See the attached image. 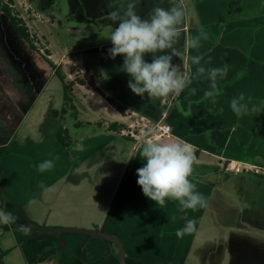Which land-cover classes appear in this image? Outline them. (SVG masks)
I'll list each match as a JSON object with an SVG mask.
<instances>
[{
    "label": "crops",
    "instance_id": "obj_1",
    "mask_svg": "<svg viewBox=\"0 0 264 264\" xmlns=\"http://www.w3.org/2000/svg\"><path fill=\"white\" fill-rule=\"evenodd\" d=\"M183 2L186 15L177 47L184 58L174 57L172 62L183 67L190 64L189 56L203 54L201 64L206 69L228 65L227 76L217 81L216 102L205 98L210 81L204 77L194 79L190 85L196 89L195 95L185 89L177 97H125V73L118 66L122 60L95 58L87 76L102 94L86 78H79L86 85L77 91L80 97L84 95L83 100L76 101L80 102L77 113L81 114L80 107L89 117L84 122L94 133L88 129L87 135L74 141L71 148L59 142V130L68 128L61 127L60 114L54 115L55 111L59 113L61 103L57 105L65 99V93L61 96L50 91L45 96L50 83L58 78L55 70L0 14V150H4L0 166L1 181L11 200L3 204L0 201V209L18 217L14 224L0 223V249L8 252L4 258L7 264H34L38 256L54 246L61 249L58 261L63 264H91L109 250L99 239L89 242L81 254L87 235L49 234L32 225L37 231L25 235L18 226L26 222L41 228L101 230L122 242L127 258L151 264H192V259L217 251L220 245L230 247L237 241L244 242L246 236L240 231L246 226L264 225V176L222 169L229 160L264 168V112L237 117L230 108L232 98L241 92L253 103L264 105V0ZM170 6L169 0H138L136 11L148 18L154 7ZM201 29L208 39H201L199 50L186 49V39L200 35ZM106 46L112 47V43ZM44 49L67 76L66 81H75L66 74L65 67L76 62L66 59L67 53L56 60L50 45ZM101 64L117 66L103 74L96 67ZM190 66L195 73L197 66ZM78 69L80 77L82 70ZM106 79L111 83L104 89L100 84ZM86 89L98 106L88 108ZM130 112L153 123L167 114L165 121L172 128V137L163 141L181 140L192 146L198 162L189 179L205 197L206 207L181 212L176 201L166 200L161 207L143 194L137 184V169L146 163L140 156L142 148L136 149L130 140L108 129L111 124L125 127ZM45 160H53L55 166L38 171ZM93 174H98L96 179ZM41 184L51 191L43 193ZM223 187L228 188L226 193L233 192V199L222 194ZM186 220L196 221V231L178 238L176 232ZM4 225L9 230L4 231Z\"/></svg>",
    "mask_w": 264,
    "mask_h": 264
},
{
    "label": "clouds",
    "instance_id": "obj_2",
    "mask_svg": "<svg viewBox=\"0 0 264 264\" xmlns=\"http://www.w3.org/2000/svg\"><path fill=\"white\" fill-rule=\"evenodd\" d=\"M137 3L138 0H110V6L115 8L108 13V18L118 23L108 38L112 43L109 56L112 59L124 57L119 70L131 77L128 82L131 91L141 97L147 94L150 98L177 97L185 89H189L190 95H195L196 89L190 88V85L194 79L204 77L210 81V90L205 92V98H211L215 103L219 95L218 78L227 76L228 65L206 69L201 64L203 54L189 56L190 64L183 67L172 62L174 57L184 58V52L177 47L186 15L183 0H169L171 6L168 8L154 7L148 18L137 13ZM201 39H208L202 29L200 35L188 37L184 47L199 50ZM146 54H152L151 62L145 59ZM210 60L209 57L208 62ZM190 65L197 66L195 73ZM230 108L237 117L264 112V105L253 103L251 97L246 99L243 92L232 98ZM140 156L146 163L137 169V184L147 198L161 207L166 200L176 201L181 212L206 207L205 197L195 190V184L189 179L193 165L198 162L191 145L181 140H148ZM54 166L53 160H45L39 164L38 171L45 172ZM40 188L45 194L51 191L44 184ZM17 220L18 217L11 212L0 209V223L14 224ZM18 227L22 233L30 235V225L21 224ZM195 231L196 221L186 220L185 226L178 229L176 235L183 238Z\"/></svg>",
    "mask_w": 264,
    "mask_h": 264
},
{
    "label": "rangeland",
    "instance_id": "obj_3",
    "mask_svg": "<svg viewBox=\"0 0 264 264\" xmlns=\"http://www.w3.org/2000/svg\"><path fill=\"white\" fill-rule=\"evenodd\" d=\"M12 4L15 6L13 9L15 13H17L19 18L26 23L30 33L39 40L41 48L50 45V49L56 60H60V58L67 53L65 58L72 59L76 62V65L71 64L65 67L66 74L71 76V78H86L87 82H89V77L86 73L89 67L94 66V59L100 57H102V59H110L108 50L111 47L106 46V44L111 42L108 38L110 37L111 32L115 29L114 25L111 24V20L108 18V13L114 10V5L110 6V0H37L36 2H32L31 0H13ZM42 42L44 46L42 45ZM0 53H2V51ZM159 54L161 53H157V55ZM12 55L17 59L16 55ZM148 57H151L152 59V54H146L145 59L148 60ZM116 58H118L117 60H122L121 64L118 65L121 68L124 57L117 56ZM116 66L110 64L107 66L105 64L104 66L103 64L96 65L98 71L103 74L114 70V68L116 69ZM78 68L82 70L80 77L79 73H77L80 72L78 71ZM124 73L125 81L123 84H125L122 88L123 95H126L125 97H141L134 94L128 87V82L131 77L126 72ZM110 83L111 81L106 79L104 83L100 84V86L107 89ZM79 87L80 86L77 85L74 88L76 101H78V99L79 101L81 99L83 100L84 98L83 94H81L80 97L77 92ZM50 91L60 93L61 96L64 94L63 84L58 78L50 83L45 96ZM86 93H88V89H86ZM76 101L75 104L78 106L80 102L76 103ZM87 102L88 106L90 105L88 108L93 107V105L94 107L98 106V102H95L91 93L87 96ZM60 103L63 106H61ZM59 105L61 127L65 125L68 128L69 136L72 141L70 144L71 146H69L70 148L74 145V141L87 135L85 133L88 129L91 133H94V130L84 122L89 119V117L86 116L85 113H82L80 107L78 108L81 114H76L71 111H67L66 114H63L62 109L65 107V100L60 101L57 106ZM77 123H82V126L76 128L75 125ZM95 129V131H99L97 128ZM96 175L98 174L94 175L95 179ZM227 190V187H223V191H221L222 194L233 199L234 195L231 196L233 192L226 193ZM262 227H264V225L259 228L246 226V228H243L241 231L239 230L244 233L242 234L243 236H246L244 242L237 241L236 244L230 247L228 245L227 247L220 245L219 248H217V251L213 250L206 252V254L201 256L200 259H192L191 263L264 264V229H261ZM60 228L66 227L60 226ZM58 234L63 236L66 233ZM17 259L19 260V258ZM53 261L47 262V264H58V260Z\"/></svg>",
    "mask_w": 264,
    "mask_h": 264
},
{
    "label": "trees",
    "instance_id": "obj_4",
    "mask_svg": "<svg viewBox=\"0 0 264 264\" xmlns=\"http://www.w3.org/2000/svg\"><path fill=\"white\" fill-rule=\"evenodd\" d=\"M7 1L8 0H0V14L5 16L9 20L12 28L17 33V35L19 37H21L25 42H27L29 47L33 51L39 53L44 58V60L51 66V68L55 70L57 77L61 80V82L63 84L64 93H65V99H64L65 100V107L62 109V113L66 114L67 111H69V112L71 111V112L77 114V107L75 104V101H76L75 97L76 96L74 95V88L77 85H79L81 87L85 86L86 85L85 82H83L79 78H76L75 81H73V82H67L66 81V76L64 75L62 69L56 68L54 63L49 59L50 53L47 50H44V48H41V44H40L39 40L30 33V30L26 26V23L22 19L19 18L18 14L15 13V11L9 6V3ZM31 1L36 2L37 0H31ZM42 50H44V53H42ZM86 75H88V71H87ZM87 83L91 87H93L97 93L102 94L100 89L95 86L93 79L92 80L90 79L89 82H87ZM108 101L117 110H119L121 113H124V110L117 103H115L111 99H108ZM58 114H60V113H58L56 111L54 112L55 116H57ZM122 128H124V126L118 125V124H111L108 129H109V131L119 132ZM58 140L65 148H69L70 144L72 143L71 138L69 136V131L65 130L63 128H61L59 130ZM3 152H4V150L1 149L0 150V159L3 155ZM1 176H2V169L0 166V191H1L0 201H1V204H3L6 202H10L11 200L9 199V197L7 196V194L5 192V185L1 181ZM115 201L112 204V208L110 210V213L112 212V210L114 208ZM110 213H109V216H110ZM109 216L106 219V222L104 224L105 226H106V223L109 219ZM25 225H30V223L26 222ZM105 226H103V231L105 229ZM2 228L4 231L9 230L8 226H5V225L2 226ZM32 231H37V230L31 226V233H32ZM99 239L100 238H94L92 236L87 235V241L84 243V245L81 247V250H80L81 254H84L86 252L89 242L94 241V240H99ZM104 241L106 242V244L109 247L107 254L103 258H101L100 260H98L94 263H91V264H120L119 251H118V248L116 247V245L110 241H106V240H104ZM60 251H61V249L59 247L50 248V249L46 250L45 252H43L40 256H38L37 259L35 260L34 264H45V263L53 261V260H58ZM7 253L8 252H3L0 249V264H7L4 261V258L7 255ZM126 262H127V264H151V263L139 260V259H133V258H127V257H126ZM58 264H63V263L58 261ZM161 264H167V263H161Z\"/></svg>",
    "mask_w": 264,
    "mask_h": 264
},
{
    "label": "built area",
    "instance_id": "obj_5",
    "mask_svg": "<svg viewBox=\"0 0 264 264\" xmlns=\"http://www.w3.org/2000/svg\"><path fill=\"white\" fill-rule=\"evenodd\" d=\"M9 6L14 9L13 0H8ZM44 53V50H42ZM166 113L157 123H153L147 118L130 112L127 114L129 123L117 134L134 143L136 149H140L148 140H164L172 137V128L166 123ZM222 169L226 172L248 173L255 176H264V168L257 166H246L234 160L226 161L222 164Z\"/></svg>",
    "mask_w": 264,
    "mask_h": 264
},
{
    "label": "water",
    "instance_id": "obj_6",
    "mask_svg": "<svg viewBox=\"0 0 264 264\" xmlns=\"http://www.w3.org/2000/svg\"><path fill=\"white\" fill-rule=\"evenodd\" d=\"M35 228L42 230L45 233L49 234H58V233H81L88 236H92L94 238H100L102 240L110 241L116 245L119 251V260L120 264H127L126 262V254L123 247V244L120 240L115 238L114 236L102 232L101 230H86V229H78V228H41L39 225L30 223Z\"/></svg>",
    "mask_w": 264,
    "mask_h": 264
}]
</instances>
